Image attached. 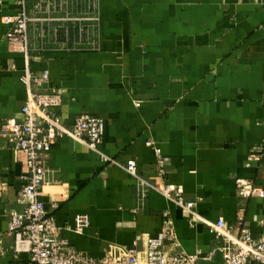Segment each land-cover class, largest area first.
<instances>
[{
	"label": "crops",
	"instance_id": "1",
	"mask_svg": "<svg viewBox=\"0 0 264 264\" xmlns=\"http://www.w3.org/2000/svg\"><path fill=\"white\" fill-rule=\"evenodd\" d=\"M36 2L26 0L27 11L42 17L46 13L33 11ZM88 2L66 1L79 18L92 15ZM98 2L99 20H81L90 42L75 43L77 23L68 39L63 21L29 23V70L36 76L49 71L44 86L34 89L61 94L53 112L68 127L81 113L102 117L100 150L121 163L135 160L138 173L151 181L182 187L199 218L192 224L154 190L140 202L130 173L68 136L45 159L41 199L50 211L53 202L59 205L54 214L60 236L94 257L132 245L138 236L156 235L169 209L180 247L204 264H221L224 240L211 223L223 217L236 227L242 213L253 237L264 231V195L243 197L238 184L264 191V0ZM20 9L18 0H0V126L21 119L27 96L20 79L24 54L6 36L5 18ZM255 145L263 153L248 166ZM22 175L20 154L1 136L0 264L30 261L28 252L15 251L7 233L9 214L23 207ZM77 215L90 219L82 233L72 229Z\"/></svg>",
	"mask_w": 264,
	"mask_h": 264
},
{
	"label": "built area",
	"instance_id": "2",
	"mask_svg": "<svg viewBox=\"0 0 264 264\" xmlns=\"http://www.w3.org/2000/svg\"><path fill=\"white\" fill-rule=\"evenodd\" d=\"M67 0H37L33 11L37 14L46 13L42 17L28 13L26 0H18L21 7L14 17H6L5 22L10 25L6 34L10 43L16 45L14 50L24 54L25 70L20 77L27 90L24 105L21 108V119L6 120L0 126V137H6L12 147L20 154L23 168L24 185L18 193V200L23 204L22 209L13 210L9 214L7 233L14 238L16 252H28V264H198L199 255L190 254L180 247L174 221L169 209L162 212L163 220L156 235L138 236L129 246L111 247L103 257H94L84 251L76 249L67 239L60 236V227L55 222L54 211L59 207L55 202L50 211L41 199L42 188L46 179V162L55 142L64 136L83 142L92 151L98 153L103 162L118 165L130 173L137 182L140 202H143L150 190L164 195L169 201L177 205L193 224L199 215L195 211L194 201L186 200L182 187L167 182H154L138 173L137 163L130 159L125 163L104 154L99 146L102 143L105 122L102 117L89 113L77 115L72 126L68 127L61 117L53 112L61 105L62 96L55 89L46 92L35 90L34 86L42 87L49 79V71L43 70L41 76L34 75L29 70L30 40L29 23L39 19L42 21H63L60 25L68 39L70 27L77 23L75 43H83L91 39V32L84 23L91 19L99 20L98 0H89L88 8L91 16L84 18L73 17L68 8ZM59 13L60 17H55ZM84 19V22L81 20ZM72 22V25L65 24ZM47 29L42 27L41 34L46 35ZM87 42V43H88ZM15 67V66H14ZM156 153L161 151L156 148ZM263 153L262 145H255L248 155L250 165L252 161L260 159ZM162 165V161L159 160ZM162 172V170H161ZM242 196H263L250 183L238 180ZM244 217L237 216L236 227L230 226L223 217L209 226L218 237L224 240L220 248L221 264H249L257 261L264 264V231L259 237H253L248 226L243 223ZM90 224L88 215H77L73 230L82 233ZM264 227V218L261 219Z\"/></svg>",
	"mask_w": 264,
	"mask_h": 264
},
{
	"label": "water",
	"instance_id": "3",
	"mask_svg": "<svg viewBox=\"0 0 264 264\" xmlns=\"http://www.w3.org/2000/svg\"><path fill=\"white\" fill-rule=\"evenodd\" d=\"M205 262L203 260H199L198 261V264H204ZM216 264H220L219 262L215 261ZM211 264H212V261H211Z\"/></svg>",
	"mask_w": 264,
	"mask_h": 264
}]
</instances>
